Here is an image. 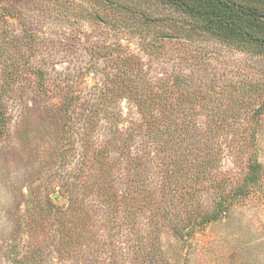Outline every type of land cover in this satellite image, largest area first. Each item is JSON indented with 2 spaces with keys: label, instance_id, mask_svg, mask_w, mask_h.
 <instances>
[{
  "label": "rangeland",
  "instance_id": "rangeland-1",
  "mask_svg": "<svg viewBox=\"0 0 264 264\" xmlns=\"http://www.w3.org/2000/svg\"><path fill=\"white\" fill-rule=\"evenodd\" d=\"M201 28L160 0H0V264H264L262 199L186 243L129 200L182 125L233 184L264 168V54Z\"/></svg>",
  "mask_w": 264,
  "mask_h": 264
},
{
  "label": "trees",
  "instance_id": "trees-1",
  "mask_svg": "<svg viewBox=\"0 0 264 264\" xmlns=\"http://www.w3.org/2000/svg\"><path fill=\"white\" fill-rule=\"evenodd\" d=\"M160 1L194 19L212 37L264 54V0ZM119 5L130 10L125 3ZM9 78L7 76L4 84H10ZM175 86H183L180 90L186 94L188 108L191 109L199 95L192 93L179 79L174 81L172 87ZM3 92L7 93L8 90L4 87L0 92V138L5 136L6 139L9 116L7 98H4ZM258 114H264V101ZM192 130L190 125L176 127L169 135L184 141L175 143L169 136L159 144L158 148L164 154L161 155L162 167L159 165L163 178L158 197L152 199L148 193L150 191L143 185H139L140 190L135 197H126L130 201L138 200L141 209L148 208L151 221L159 219L161 226L170 227L184 243L195 238L197 233H203L206 227L230 219L233 212L249 207L257 198L264 200V187L260 188L264 182V168L256 156L251 155L242 180L233 184L219 172L220 158L209 137L203 142L185 141V133L195 136ZM143 161L130 160L131 164L140 167V175L147 168ZM47 201L46 212H43L45 208H41V215L51 213L53 205L50 199ZM54 215L58 223H63L62 216H58L57 212ZM152 247L149 246L151 253Z\"/></svg>",
  "mask_w": 264,
  "mask_h": 264
}]
</instances>
